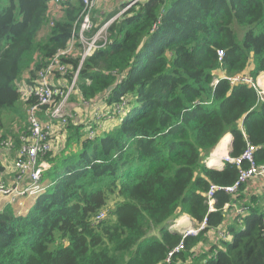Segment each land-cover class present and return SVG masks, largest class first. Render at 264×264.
<instances>
[{
  "label": "trees",
  "instance_id": "1",
  "mask_svg": "<svg viewBox=\"0 0 264 264\" xmlns=\"http://www.w3.org/2000/svg\"><path fill=\"white\" fill-rule=\"evenodd\" d=\"M47 3L0 0V131L2 114L20 101L23 74L34 66L33 83L66 47L82 9L80 0H62V14L50 18ZM99 44L81 65L75 95L86 104L125 101L129 110L101 135L92 128V138L68 122L59 154L38 157L47 168L31 208L0 211V264H264V198L251 195L227 221L224 208L243 199L244 186L236 196L216 192L213 211L204 196L211 184L233 185L247 167H207L225 135L230 158L264 144V95L228 80L250 64L253 81L264 73V0H147L118 16ZM61 62L71 70L48 78L66 89L79 57ZM215 71L224 77L213 83ZM254 160L264 163V149ZM182 214L205 219V228L185 237L170 231ZM223 224L231 239L198 253L205 234ZM180 242L183 250L166 262Z\"/></svg>",
  "mask_w": 264,
  "mask_h": 264
},
{
  "label": "built area",
  "instance_id": "2",
  "mask_svg": "<svg viewBox=\"0 0 264 264\" xmlns=\"http://www.w3.org/2000/svg\"><path fill=\"white\" fill-rule=\"evenodd\" d=\"M147 0H131L127 6L118 15L120 16L131 6L144 3ZM62 0H48L47 3V15H50L56 10H62ZM82 9L77 18V21L73 25V31L71 38L67 42L64 49L57 51V53L50 59L49 63L42 69L35 71L34 82L28 77V82H22L18 84V90L20 93V98L25 104V115L27 128L24 134L20 137V147L17 154L16 160L13 167L17 170L15 174L14 185L8 187L0 183V196H35L41 186L40 179L42 172L47 168V164H38V157L45 155L54 148V139L57 133H61L65 137L64 131L69 122V115L67 112V107L69 105V98L72 93H75L74 85L77 80V75L80 71L83 61L89 56L101 43L104 45L107 41V30L111 23L118 17H113L102 26L97 29L92 35L91 32L98 26L94 22L95 16L93 14L96 0H80ZM52 24V22L50 23ZM78 56L79 62L77 67L72 71V78L70 84L66 89H62L57 84H51L48 76L53 74H59L60 76H65L71 68L62 63L61 59L69 56ZM218 59L223 57V52L221 50L217 51ZM34 68H31L27 72L29 73ZM231 83H247L252 87L255 86V81H253L250 74L245 73L240 76H236L228 79ZM256 80V79H255ZM218 78L215 76L213 83H216ZM263 94L264 93H260ZM120 108V107H118ZM87 128V127H86ZM87 137L92 138L94 136L92 128L86 129ZM9 138L6 137L2 140V135H0V147L7 148L9 144ZM257 148L264 149V144L260 147L247 144L246 149L237 158H230L228 155L225 157L224 161L232 163L236 166H240L242 163H246L247 167L245 169L241 168L237 180L231 186L218 187L211 184L208 190L204 193L206 198V203L210 211L214 210V195L216 192L223 191L229 193L232 196L239 194V189L244 185L248 184L250 181L257 178H264V163L257 164L254 160V153ZM27 183L26 186H22L23 190L19 191L18 187L21 185L22 181L25 179ZM228 205L224 208V212H227ZM108 211V210H107ZM107 211H101L95 217H93L94 222L103 220L107 216ZM242 211L239 210L233 204V214H239ZM206 225V220L204 219L196 227H192L193 230L183 232L182 236L196 235L199 231L203 230ZM210 231H213L212 241L214 243L220 240H227L230 238L225 227H217ZM183 250V243L180 242L178 245L173 247V249L168 253L166 262L173 257L174 254Z\"/></svg>",
  "mask_w": 264,
  "mask_h": 264
},
{
  "label": "crops",
  "instance_id": "3",
  "mask_svg": "<svg viewBox=\"0 0 264 264\" xmlns=\"http://www.w3.org/2000/svg\"><path fill=\"white\" fill-rule=\"evenodd\" d=\"M130 1L131 0H96V5H95V9H94V16L96 19H98V18H101L102 16L111 15L114 12H116V10L117 11L123 10L124 8L122 9V8H120V6L126 7ZM112 2H115V5L111 7ZM116 6H118V7H116ZM97 9H99L101 12H98ZM61 14H62V10H56L50 16L52 18H57ZM116 15H118V14H116ZM251 70H252V64H250L246 73H249ZM214 76H216L218 79L223 78L224 73L222 71H215ZM28 77H29V73L26 71L23 74V76H22V78L18 84H20L22 82H28L29 81ZM255 86L260 91V93H264V73H261L256 77ZM96 101L99 105L102 103L101 100L98 98L96 99ZM68 106L69 107L71 106L73 111H75L76 109L79 108V104L73 103V102H70ZM82 107H84V106H82ZM102 107H103V103L101 104L100 109ZM84 109H85V107H84ZM85 113H87V112H85ZM72 115L74 116L73 113H72ZM74 118L76 120H79V118L76 116H74ZM2 122H3V129L0 131V133L4 137L3 140H5L6 137L9 138L8 139L9 144H8L7 148L0 147V183L4 184L6 186H11L15 182V174L17 173V170L13 167V164H14L16 157H17V154L19 152V147H20V143H21L20 137L24 134V132L26 131V128H27L24 103L22 101H19V103H17V105L15 106L14 110L3 113L2 114ZM102 122L103 121H97V120L95 121V123H97V125H98L97 130H98V127H100V124ZM85 129H86V127H85ZM84 135L86 136L87 133H85ZM61 136H62L61 133H57L55 135V139L59 138ZM226 137H227V142H228L226 151H227V153H229L231 141H232V136L227 134L222 139H226ZM56 145L57 144H55V146ZM54 153L55 152H53L51 156H54L55 155ZM211 156H212V153L210 154V157L206 162L207 167H208V161L210 160ZM217 160H218L219 166L216 164L212 168L216 169V170H220L224 166V163H225L224 160L225 159L222 156V157H219V159L217 158ZM26 179H28V178H25L22 181L21 186L27 185L28 181H25ZM25 182H27V183H25ZM44 183L47 184V182H44ZM41 185H42V183H41ZM241 194L243 195V199H240L238 202L233 203L238 209H240V206L243 203H246L248 201V198L251 195H255L257 197L264 198V178L254 179V180L250 181L248 184L244 185L243 190L241 191ZM0 197H6V198L0 199V211L5 206L10 205L12 207V210L14 211V213L17 212L19 215L25 214L31 208V206L33 205V203L36 199L35 196H23V197L0 196ZM116 201H117V199H115L114 201H111L112 203L109 204L110 208H113L114 203ZM225 213H226L227 221L233 219V217H234L233 209H230L228 207L227 212H225ZM228 223L229 222H227V224ZM196 225H197L196 222H194L189 216L182 214V215H178L174 219L172 224L169 226V229L172 232H176V233L180 234L179 230H185V229H187L188 226L196 227ZM221 227H225V224L221 225ZM212 238H214L213 231H208L205 234L203 241H201L198 244V246L195 248V250H197L198 253L199 252H205L206 250H208L210 245H213L212 243H214L212 241ZM230 239H231V237L225 241H229Z\"/></svg>",
  "mask_w": 264,
  "mask_h": 264
},
{
  "label": "rangeland",
  "instance_id": "4",
  "mask_svg": "<svg viewBox=\"0 0 264 264\" xmlns=\"http://www.w3.org/2000/svg\"><path fill=\"white\" fill-rule=\"evenodd\" d=\"M115 5V2H112L111 4V7ZM119 6V5H118ZM116 6V7H118ZM120 8H125V6H120ZM98 12H101L99 9H97ZM122 10H116V14H120ZM94 14V12H93ZM116 15V16H118ZM114 16V17H116ZM106 16H102L101 18H98L96 19L95 18V23L98 24L99 26L102 24V22L105 20ZM49 26H47L48 28ZM46 32V31H45ZM45 33H41V35H44ZM19 92V90H18ZM20 95V93H19ZM20 101L21 98H20ZM23 102V101H22ZM70 102H73V103H78L79 104V108L76 109L75 111H73L72 107L68 106L67 107V112H68V115H69V122H73L75 123L76 125H83L85 127H87L88 129L91 128H95L97 127V123H95L96 120H101L103 121L101 124H100V127L99 129L97 130V134L101 135L103 132H107L109 130H111L113 128L114 125L117 126V119L124 116L126 114V112L129 110V106L128 107H125V101H122L121 103H115V104H111V105H107L105 103H103V107L100 109V106L101 104L99 105L95 100H92L89 104L87 103H82L81 100L78 99V97L75 95V93L73 92L71 97L69 98V103ZM99 105V106H98ZM84 106V107H82ZM120 107V108H118ZM24 109H25V104H24ZM74 114V116L78 117L79 120H76L74 118V116L72 115V113ZM87 112V113H85ZM115 127V126H114ZM86 128V129H87ZM83 130L82 131V134H85L87 132V130ZM62 138V139H61ZM65 139V137H59V138H56L54 139V148L52 150V152H55L54 154H59L61 148H63V140ZM55 144H57L55 146ZM223 157H227V151L226 153L223 155ZM23 197V196H22ZM1 198H6V197H0ZM116 198H112L103 208H101L97 214H99L101 211H109L110 206L109 204L112 203L111 201H114ZM115 204V203H114ZM16 214H18L16 212ZM96 214V215H97ZM190 230H193V228L191 226H188L187 229L185 230H179L180 234L182 235L183 232L185 231H190Z\"/></svg>",
  "mask_w": 264,
  "mask_h": 264
},
{
  "label": "bare ground",
  "instance_id": "5",
  "mask_svg": "<svg viewBox=\"0 0 264 264\" xmlns=\"http://www.w3.org/2000/svg\"><path fill=\"white\" fill-rule=\"evenodd\" d=\"M227 145H228V142H227V137H226V139H222L219 142V144L215 147V149L212 151V156L209 160L210 167H214L216 164L218 165L217 158L219 159V157H222L226 153Z\"/></svg>",
  "mask_w": 264,
  "mask_h": 264
},
{
  "label": "clouds",
  "instance_id": "6",
  "mask_svg": "<svg viewBox=\"0 0 264 264\" xmlns=\"http://www.w3.org/2000/svg\"><path fill=\"white\" fill-rule=\"evenodd\" d=\"M31 68H34V66H31ZM28 71V70H27Z\"/></svg>",
  "mask_w": 264,
  "mask_h": 264
},
{
  "label": "water",
  "instance_id": "7",
  "mask_svg": "<svg viewBox=\"0 0 264 264\" xmlns=\"http://www.w3.org/2000/svg\"><path fill=\"white\" fill-rule=\"evenodd\" d=\"M227 155H228V153H227Z\"/></svg>",
  "mask_w": 264,
  "mask_h": 264
}]
</instances>
